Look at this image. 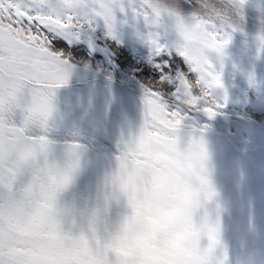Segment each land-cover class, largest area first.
I'll use <instances>...</instances> for the list:
<instances>
[{
    "label": "snow or ice",
    "instance_id": "snow-or-ice-1",
    "mask_svg": "<svg viewBox=\"0 0 264 264\" xmlns=\"http://www.w3.org/2000/svg\"><path fill=\"white\" fill-rule=\"evenodd\" d=\"M0 264H264V0H0Z\"/></svg>",
    "mask_w": 264,
    "mask_h": 264
}]
</instances>
